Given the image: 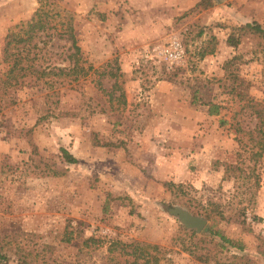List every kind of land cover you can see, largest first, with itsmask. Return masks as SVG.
I'll use <instances>...</instances> for the list:
<instances>
[{
	"label": "rangeland",
	"instance_id": "1",
	"mask_svg": "<svg viewBox=\"0 0 264 264\" xmlns=\"http://www.w3.org/2000/svg\"><path fill=\"white\" fill-rule=\"evenodd\" d=\"M51 1L55 29L70 21L86 63L119 68L126 102L110 101L105 91L113 78L92 71L59 87L56 104L33 76L2 93L0 241L8 264L16 263L13 251L35 264H112L107 247L114 240L158 245L157 264H264V142L258 156L249 154L256 150L248 135L255 120L227 92L221 68L240 53L247 95L264 98V57L253 53L255 40L244 37L236 48L224 42L232 26L256 21L264 28V0H220L206 9L192 8L197 0ZM36 7L34 0H0V76L4 34ZM171 38L184 47L177 64L143 57ZM48 39L37 44L42 67L59 62L68 45L55 33ZM207 103L217 104L218 114L208 115ZM28 138L56 174L29 173ZM60 147L76 162H63ZM214 161L237 163L239 171L222 179ZM181 196L193 206L190 214L202 217L197 207L217 205L225 218L205 219L202 233L190 237L168 213L173 206L187 210ZM208 228L241 248H220ZM68 232L97 242H66ZM200 254L205 262L194 256Z\"/></svg>",
	"mask_w": 264,
	"mask_h": 264
},
{
	"label": "trees",
	"instance_id": "2",
	"mask_svg": "<svg viewBox=\"0 0 264 264\" xmlns=\"http://www.w3.org/2000/svg\"><path fill=\"white\" fill-rule=\"evenodd\" d=\"M37 3V7L32 12L31 16L25 22L14 25L9 29L3 36L2 46H1V60L4 64V70L0 76V100L2 93L12 87L21 84L24 78L28 76H33L35 80L40 79L43 85L48 89L45 94L46 97H52V102L56 104L58 100V88L63 86L67 82H72L78 84V80L84 78L89 71L99 74V76L108 75L112 77V85L105 94L108 96L109 100H115L119 105H125V97L121 87L117 83V77L121 76L119 68L114 63V68L111 69L110 62L106 63L109 69L100 68L93 69L92 66L82 58L80 48L77 45L75 33L70 21L62 23L64 26L60 27L59 30L55 29V25L52 20L57 16V12H54L51 7V0H34ZM220 0H197L192 8L206 9L211 7L215 2ZM201 32V31H200ZM55 33L56 37L63 39L68 45L65 47L64 51L57 54L60 57V61L57 63L40 66L35 61L38 57L41 47L37 44L41 42L43 45L47 42L45 38ZM42 35V37H41ZM249 37L255 40V50L253 53H258L264 57V28L263 26L256 22H244L236 26H232L225 37V44L232 48H236L241 42L242 38ZM48 39V40H49ZM213 41L214 38L212 37ZM214 43V42H213ZM213 46L207 47V49H202L198 52L199 56L202 57L206 53H211ZM258 50V51H257ZM241 54H233L231 57L226 58L222 63L223 76L225 79L229 80L227 87V92L233 94L237 100L244 102V107L248 109L249 114L254 118V126L248 131L249 139L252 140V144L256 147V150H249V154L254 157L260 154L261 148L264 142V98L255 99L247 95L245 89L247 84L244 80L238 76V64L243 62L241 59ZM98 86L100 87V83ZM118 90L115 95L114 90ZM2 101H0V104ZM195 102V97L192 96L191 103ZM55 110V109H53ZM219 106L215 103L206 104V113L208 115L218 114ZM57 112L56 114H59ZM63 114H66L65 112ZM28 144L30 147V154L28 156L30 160L32 169L30 172L39 176L54 175L56 174L53 169L46 164L41 155H39L37 148L34 143L28 138ZM101 146H115L113 143H99ZM59 156L61 160L67 164H73L76 162V158L65 148L60 147ZM214 163L222 165V179L229 178V171L238 170L237 163L226 164ZM162 184L168 188L179 187L180 184H174L172 182H162ZM179 203L187 208L190 213L192 207L189 205L187 199H183L181 196L179 198ZM198 206V205H197ZM206 209L203 206L197 207L196 212L199 213L204 219H209L212 216H216L218 219L225 218L223 211L220 210L219 206L212 205ZM234 221L237 219L234 218ZM184 230L189 234L190 237L196 236L198 232L194 229ZM202 231V230H201ZM210 236H215L219 239L216 242L220 248H225L224 245L234 247L237 249L241 248L240 244H237L230 239L226 238L224 235L216 230L208 228ZM200 233V232H199ZM202 233V232H201ZM200 233V234H201ZM80 238L82 245L89 247L96 243V239L91 236L82 237V234L73 235L68 232L67 237H64V241L69 242L72 239ZM182 249L188 254L193 255L192 250L189 245H183ZM3 250V243L0 241V264H8L7 255ZM161 248L156 244H147L141 241L132 240L129 242H123L120 240L110 241L107 247V254L109 257L108 261H112V264H157L158 256ZM16 254L15 264H35L32 259H28L24 253H19L13 251ZM197 260L206 261L207 255H194ZM206 256V257H204Z\"/></svg>",
	"mask_w": 264,
	"mask_h": 264
},
{
	"label": "built area",
	"instance_id": "3",
	"mask_svg": "<svg viewBox=\"0 0 264 264\" xmlns=\"http://www.w3.org/2000/svg\"><path fill=\"white\" fill-rule=\"evenodd\" d=\"M183 55L184 47L177 38H171L167 43L153 46L150 49H145L143 52V57L151 60L154 58L158 61L162 60L169 66L171 64H177Z\"/></svg>",
	"mask_w": 264,
	"mask_h": 264
},
{
	"label": "water",
	"instance_id": "4",
	"mask_svg": "<svg viewBox=\"0 0 264 264\" xmlns=\"http://www.w3.org/2000/svg\"><path fill=\"white\" fill-rule=\"evenodd\" d=\"M168 213L175 216L184 228L194 229L195 232H200L206 223L204 218L192 215L187 210L178 206L170 207Z\"/></svg>",
	"mask_w": 264,
	"mask_h": 264
}]
</instances>
